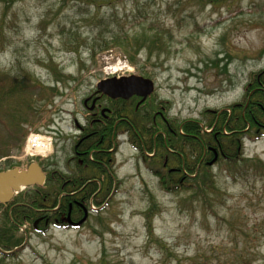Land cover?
<instances>
[{
	"label": "rangeland",
	"instance_id": "374dc122",
	"mask_svg": "<svg viewBox=\"0 0 264 264\" xmlns=\"http://www.w3.org/2000/svg\"><path fill=\"white\" fill-rule=\"evenodd\" d=\"M75 4L0 0L1 74L40 82L27 78L32 108L41 109L29 110L20 130L0 123V172L31 161L64 170L75 130L88 118L84 100L103 79L150 78L153 100L164 103L170 118L207 126V110L244 103L250 80L264 71V0ZM97 15L105 21L100 28L90 19ZM154 37L161 49L152 48ZM105 38L112 47L102 50ZM14 129L23 136L15 139ZM31 134L46 139L52 153L28 156ZM120 149L118 184L99 196V207L90 204L81 226L23 222L8 235L18 241L0 242V264H264V136H247L237 158L208 165L215 187L203 198L192 189H163L135 151ZM55 192L58 198L61 191ZM2 225L13 227L6 215Z\"/></svg>",
	"mask_w": 264,
	"mask_h": 264
},
{
	"label": "flooded vegetation",
	"instance_id": "af4514ba",
	"mask_svg": "<svg viewBox=\"0 0 264 264\" xmlns=\"http://www.w3.org/2000/svg\"><path fill=\"white\" fill-rule=\"evenodd\" d=\"M133 75V74H132ZM131 76V75H129ZM117 78L125 76H114ZM155 93L149 95L145 100L143 97L133 95L128 99L124 98H112L102 92L96 90L84 100V106L87 108L88 118L85 124L78 125V134L73 139V152L69 156V160L63 169L58 170L52 166V163L48 167H43V171L46 174V182L49 181L48 193L44 195V199L48 200L49 203L42 202L39 206L32 204L34 201V195L37 193V185H31L23 188L17 195L22 192V197L29 201H16V196L7 203H0V238L1 236H8L12 229L21 227V220L26 223H33L36 226L37 223L44 221L46 224L54 222V225L63 227L65 225H76L82 220L87 214V218L90 214V204H97L99 207L100 195L112 188H115L118 184L117 172L121 166L118 162V154L120 148L124 145L131 148V151H135L137 159L140 158L149 166L151 172L157 176V173L165 171L166 166L169 165L168 159H163L164 148L158 144L159 136L163 137V140L169 137V134L162 129H154L150 127L148 120L142 118L145 112V106L150 99H153ZM137 111L133 110V106ZM161 114V123L168 124L169 132L174 133L179 127V122L193 123L197 121L201 122L204 126L203 120L197 119H185L179 121L178 119L170 118L169 112L166 111V106H163ZM229 108H222L217 114V121L215 127H217L220 118L223 116L225 111ZM140 114L137 117L136 113ZM136 116V117H135ZM208 117V116H207ZM209 120L207 122L209 124ZM140 124L139 131L135 128L137 124ZM148 125V126H147ZM177 125V127H176ZM155 131V134H149L148 131ZM225 128V126H224ZM207 132L212 130L206 129ZM144 133V134H143ZM187 135L186 133H182ZM179 135V134H178ZM189 136H195L188 134ZM180 136V135H179ZM171 138V137H170ZM179 137L176 136V139ZM153 140L154 142H150ZM164 142V141H163ZM168 150V158L171 157L173 171L193 169L195 166V152L191 148L189 149V156L192 155V159H184L182 153L179 151L170 149L169 145L166 146ZM152 148V151L150 149ZM211 151H214L216 159H219V152L212 147ZM208 150H205L204 156L202 157V164L209 163L212 161L205 160L209 157ZM182 157L183 163L180 165L177 158ZM163 160V161H162ZM214 160V161H215ZM35 162V161H31ZM29 163V165L31 164ZM28 165V166H29ZM28 166L24 169H27ZM8 170V169H7ZM45 182V184H46ZM61 191L58 198H53L55 191ZM84 190H96L87 200V204L84 197L81 196V191ZM55 193H54V192ZM80 194V195H79ZM31 198L33 201L31 202ZM56 203V205H55ZM6 215L8 222H10L12 228H4L1 226L2 218ZM2 217V218H1ZM4 230H6L4 232ZM5 233V234H4ZM4 234V235H1Z\"/></svg>",
	"mask_w": 264,
	"mask_h": 264
},
{
	"label": "trees",
	"instance_id": "16d2710c",
	"mask_svg": "<svg viewBox=\"0 0 264 264\" xmlns=\"http://www.w3.org/2000/svg\"><path fill=\"white\" fill-rule=\"evenodd\" d=\"M66 1V0H61ZM77 2L80 5L81 2L87 3L88 5L94 7V9H99L101 6H116L120 1L122 0H73ZM90 19L95 23L96 27L100 28L99 23H105L104 19L100 18V16L93 17L91 16ZM99 36L103 37V31H99ZM154 43L152 44V48L161 49L162 43L158 40L157 37H154ZM153 39V38H152ZM124 43V42H123ZM112 47L110 39L105 38L101 39L100 44L98 45V48L102 50L110 49ZM92 50L91 55L92 58L96 56V51H93L96 48V45L94 47H90ZM55 71V78L56 80H61L62 76L56 68H54ZM35 83V85L38 87L40 86V82L35 80L33 76L24 75V77H12L8 73L3 77L0 71V112H3L2 120H0V123L4 125L8 121L9 124L12 127L18 126V129L20 127V124L22 125L24 121H27L29 113V110L35 109V110H41L37 106L35 108H32V104L34 102L29 97V93L31 92V88H34L32 84L28 81V79ZM251 82L246 88L247 97L244 103H238L236 105H233L231 108H229L228 111H225L223 113V116L220 118L218 122V126L214 128L215 122L217 121V114L220 112L218 110H207L205 114H211V117L209 120V124L207 126H202L201 122L197 121L195 124L193 123H184L179 122V127L177 130H175L174 133L169 132V126L168 124L164 123L162 124L161 121V114L160 111H162V107L164 106V103H158L153 99H150L145 106V113L142 116V118H145L148 120L150 127L152 126L154 129H164L167 134H169V137L165 140H163L162 136H159L158 138V144L162 145L164 148L163 153V159H168L169 165L166 166L165 171L157 173V176L160 179V185L163 189L168 190L170 192L174 191H183L192 189L194 196H197L199 198H203L205 196H208V191L213 187V181L211 180L213 175H208V170L206 169L209 165V163H203L201 162L202 157L204 156L205 150H208L207 153H209V157L205 160L214 161L216 156L214 153L215 148L219 153V159H235L238 157L239 154L242 152L243 147V139H245L247 136L253 138V140H257L260 137L264 136V71H262L259 74H254ZM49 88L50 91L56 92V89L53 86H46ZM133 110L137 111L135 108V104L133 106ZM140 114L136 113L137 117ZM135 116V117H136ZM147 125V126H148ZM162 126V128L160 127ZM225 126V128H224ZM150 127L148 131L149 134H155V131H150ZM177 127V125H176ZM206 127L208 129H211V132L206 131ZM135 128L139 131L140 124L138 123ZM20 130V129H19ZM186 133L187 135H184L182 133ZM11 133V129H10ZM16 134V138L22 134L19 133L16 129L13 130L12 135ZM144 134V133H143ZM180 136H179V135ZM188 134H192L195 136H189ZM23 136V135H22ZM176 136L179 137L176 139ZM171 137V138H170ZM164 141V142H163ZM150 142H154L153 140H150ZM167 145H169L170 149L179 151V154L182 153L184 155V159L189 162V160L192 159V155L189 156V149L191 148L195 152V166L193 169H186L183 170L181 168L180 171H173V165H172V159L171 157L168 158V150ZM210 147H212L211 151ZM152 151V148L150 149ZM218 159V160H219ZM163 161V160H162ZM178 163L182 165L183 158L178 157L177 158ZM209 161V162H210ZM230 161V160H229ZM10 163V161H9ZM41 165L44 164L43 161H39ZM202 182V183H199ZM191 182H196L195 186ZM190 185V186H189ZM189 186V187H188ZM215 187V185H214ZM48 189V190H47ZM37 193L34 195V201L31 198V202L36 206H39L40 203L46 202L49 203L48 200H45L44 195L48 193L49 190V181L46 182V184L39 186L37 185ZM54 192V191H53ZM96 190H84L81 191V196L84 197V200L86 204L88 203L87 200H90V197L93 193H95ZM24 192H22L20 195H17L16 201H29L28 199H24L22 197ZM212 193H215L212 192ZM80 195V194H79ZM56 205V203H55ZM9 220V219H8ZM24 219L21 220V223H23ZM37 226V224H36ZM15 239H12V237L1 236L0 242L6 244L7 246L13 245Z\"/></svg>",
	"mask_w": 264,
	"mask_h": 264
},
{
	"label": "water",
	"instance_id": "95a60500",
	"mask_svg": "<svg viewBox=\"0 0 264 264\" xmlns=\"http://www.w3.org/2000/svg\"><path fill=\"white\" fill-rule=\"evenodd\" d=\"M99 92L112 98L128 99L133 95L143 97L145 100L155 91V82L147 77L139 75L125 76L121 78L111 77L101 80L97 84ZM46 182V174L42 166L32 162L27 169L13 168L0 172V203H7L13 199L16 193L31 185L42 186ZM87 214L76 225L86 221Z\"/></svg>",
	"mask_w": 264,
	"mask_h": 264
},
{
	"label": "built area",
	"instance_id": "2783aa9c",
	"mask_svg": "<svg viewBox=\"0 0 264 264\" xmlns=\"http://www.w3.org/2000/svg\"><path fill=\"white\" fill-rule=\"evenodd\" d=\"M49 147L50 143L40 135L31 134L27 139V149L30 151L29 155H34L40 152L45 153L48 151Z\"/></svg>",
	"mask_w": 264,
	"mask_h": 264
}]
</instances>
